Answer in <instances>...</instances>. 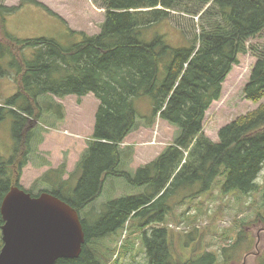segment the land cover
I'll return each mask as SVG.
<instances>
[{
    "label": "trees",
    "instance_id": "16d2710c",
    "mask_svg": "<svg viewBox=\"0 0 264 264\" xmlns=\"http://www.w3.org/2000/svg\"><path fill=\"white\" fill-rule=\"evenodd\" d=\"M27 1L46 7L37 0L0 5V59H8L10 68L0 63V78L13 70L18 81L17 92L0 106V120L12 115L16 140L9 158L0 155V229L4 197L13 186L24 188L21 178L34 151L30 124L35 117L42 120L43 112L65 117L63 104L47 97L93 93L99 99L94 129L75 169L65 178V162L34 184L45 185L38 194L50 192L75 207L84 226L87 241L80 255L55 264H109L102 240L135 221L142 229L149 264H214L212 253L185 263L172 249L167 228L151 225L165 221L170 194L200 184L194 197L209 191L220 175L225 176L224 194L259 190L257 178L264 167V54L243 90L258 106L221 127L219 141L205 134L203 122L211 104L221 98L239 54L264 30V0H105L99 33L89 35L67 24L70 35L79 37L70 46L47 37L20 39L8 31L7 16ZM186 1L210 4L208 9L217 17L210 28L203 27L191 47L170 46L164 35L149 38L147 30L170 19L172 11H183ZM143 97L152 98L148 115L138 108ZM158 117L177 128L173 142L147 164L125 169V139L140 121L152 126ZM111 177L125 178L142 191L109 200L97 219L89 221L83 211L103 194ZM2 246L0 239V251ZM259 264H264V256Z\"/></svg>",
    "mask_w": 264,
    "mask_h": 264
},
{
    "label": "rangeland",
    "instance_id": "374dc122",
    "mask_svg": "<svg viewBox=\"0 0 264 264\" xmlns=\"http://www.w3.org/2000/svg\"><path fill=\"white\" fill-rule=\"evenodd\" d=\"M21 1L0 0V5L17 6ZM37 1L51 11L30 1L23 3L7 16L6 27L11 34L20 39L53 38L70 46L79 37L70 35L62 19L72 29L89 35L99 33L105 20V0ZM209 6L186 1L181 5L183 11H172L170 19L149 28L147 34L149 38L164 35L167 43L173 47H191L203 27L210 28L211 22L217 18L212 15L214 11L208 9ZM0 39H4L1 23ZM263 54L264 30L247 42V51L239 54L238 62L233 65L223 84L221 98L215 100L206 112L204 132L212 140L219 141L221 127L258 106L244 96L243 90L258 57ZM0 63L10 69L8 59H0ZM11 73L0 78V106L17 92V76L13 70ZM47 98L50 102L55 100L63 104L65 117L60 119L55 113L43 112L42 120L35 117L28 128L35 133L33 141L31 138L34 151L24 168L21 185L35 194L45 188L43 184L34 187L36 180L50 168H57L66 162L65 178L75 169L88 147L99 105V99L93 93L81 98L76 95ZM137 103L142 114L151 113V97H143ZM14 127L12 115L0 120V155L5 158L13 154L16 146ZM176 134L177 128L160 117L152 126L140 121L139 127L122 144L125 154L123 167L134 171L142 162L156 158L163 148L173 142ZM224 181L225 176L220 175L209 191L194 197L191 195L201 188L200 184L170 194L166 198L169 212L165 221L151 225L167 228L172 249L177 258L180 257L185 263L203 253H212L214 264H259L261 256H264V167L257 178L259 190L249 194L239 190L224 194ZM141 191L142 188L132 187L125 178L111 177L106 182L103 194L83 211V216L94 221L109 200ZM136 222L127 224L124 230L102 240L101 247L109 264L116 260L118 264H149L142 229L135 226Z\"/></svg>",
    "mask_w": 264,
    "mask_h": 264
},
{
    "label": "water",
    "instance_id": "95a60500",
    "mask_svg": "<svg viewBox=\"0 0 264 264\" xmlns=\"http://www.w3.org/2000/svg\"><path fill=\"white\" fill-rule=\"evenodd\" d=\"M1 214L0 264H55L78 257L87 241L79 211L47 191L33 195L13 186Z\"/></svg>",
    "mask_w": 264,
    "mask_h": 264
},
{
    "label": "crops",
    "instance_id": "0c3cea01",
    "mask_svg": "<svg viewBox=\"0 0 264 264\" xmlns=\"http://www.w3.org/2000/svg\"><path fill=\"white\" fill-rule=\"evenodd\" d=\"M84 12H85V10H83ZM89 11H91V9H89ZM56 14V13H55ZM56 15H58L59 16V14L57 13ZM61 15V14H60ZM60 17V19H62L61 18V16H59ZM65 21V22H64ZM62 22L65 24V26H66V29H67V31H68V28H67V21L65 20V19H62ZM69 22V21H68ZM102 24V23H101ZM71 25V24H70ZM77 30V29H76ZM95 123V122H94ZM94 123H93V127H92V129H91V132H90V134L92 135V133H93V129H94ZM164 150V148L158 153V155L162 152ZM157 155V156H158ZM153 159H155V157L153 158ZM153 159H151V160H148L147 162H142L138 167H140V166H142V165H145V164H147L148 162H150V161H152ZM138 167H136V169L138 168ZM135 169V170H136Z\"/></svg>",
    "mask_w": 264,
    "mask_h": 264
}]
</instances>
